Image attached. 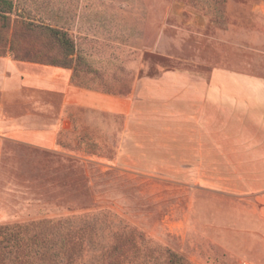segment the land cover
<instances>
[{
    "label": "rangeland",
    "instance_id": "1",
    "mask_svg": "<svg viewBox=\"0 0 264 264\" xmlns=\"http://www.w3.org/2000/svg\"><path fill=\"white\" fill-rule=\"evenodd\" d=\"M5 55L72 68L74 82L121 94L167 69L264 78V0H0ZM83 112L53 149L0 136V264L259 256L260 238L232 222L259 230L255 219L172 172L177 159L144 157L124 116Z\"/></svg>",
    "mask_w": 264,
    "mask_h": 264
},
{
    "label": "crops",
    "instance_id": "2",
    "mask_svg": "<svg viewBox=\"0 0 264 264\" xmlns=\"http://www.w3.org/2000/svg\"><path fill=\"white\" fill-rule=\"evenodd\" d=\"M86 110L124 116L144 157L177 159L172 172L255 219L259 230L232 222L260 238L249 263L264 264V78L216 66L207 76L167 69L121 94L74 82L69 67L0 56V136L53 149Z\"/></svg>",
    "mask_w": 264,
    "mask_h": 264
},
{
    "label": "built area",
    "instance_id": "3",
    "mask_svg": "<svg viewBox=\"0 0 264 264\" xmlns=\"http://www.w3.org/2000/svg\"><path fill=\"white\" fill-rule=\"evenodd\" d=\"M240 264H249L248 262H242V263H240Z\"/></svg>",
    "mask_w": 264,
    "mask_h": 264
},
{
    "label": "trees",
    "instance_id": "4",
    "mask_svg": "<svg viewBox=\"0 0 264 264\" xmlns=\"http://www.w3.org/2000/svg\"><path fill=\"white\" fill-rule=\"evenodd\" d=\"M83 138V136L79 137V139Z\"/></svg>",
    "mask_w": 264,
    "mask_h": 264
}]
</instances>
